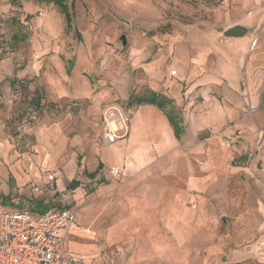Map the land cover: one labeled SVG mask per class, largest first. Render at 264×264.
<instances>
[{
  "label": "rangeland",
  "instance_id": "1",
  "mask_svg": "<svg viewBox=\"0 0 264 264\" xmlns=\"http://www.w3.org/2000/svg\"><path fill=\"white\" fill-rule=\"evenodd\" d=\"M19 2L0 0V207L66 194L65 251L93 264H264V0H66L70 29L54 4ZM240 21L248 36H224ZM147 89L185 132L129 172L99 152L103 115L132 119ZM48 171L57 194H29Z\"/></svg>",
  "mask_w": 264,
  "mask_h": 264
},
{
  "label": "built area",
  "instance_id": "2",
  "mask_svg": "<svg viewBox=\"0 0 264 264\" xmlns=\"http://www.w3.org/2000/svg\"><path fill=\"white\" fill-rule=\"evenodd\" d=\"M5 40L0 38V51ZM122 120V119H121ZM119 130L125 134L118 135ZM128 127L124 119L119 123L103 120V135L108 143L126 136ZM122 166H114L111 173L120 175ZM57 174L47 172L46 180L33 188L35 195L47 191L57 194ZM56 206L34 213L30 208L10 210L0 207V264H93L86 258L65 251V240L76 218V211L67 203L66 194H58ZM113 263L114 259L109 258Z\"/></svg>",
  "mask_w": 264,
  "mask_h": 264
},
{
  "label": "crops",
  "instance_id": "3",
  "mask_svg": "<svg viewBox=\"0 0 264 264\" xmlns=\"http://www.w3.org/2000/svg\"><path fill=\"white\" fill-rule=\"evenodd\" d=\"M238 24L247 26L249 28V32L245 36L237 39H242L248 36L250 34V26L244 21L236 22L227 29ZM12 85L14 86L15 82L12 83ZM143 106L144 107L132 119L129 118V116L126 114L124 109L122 108L116 109V107L106 108L103 115V120L105 114H108L112 116L113 119L111 120L117 123H119L120 121L122 122V120L124 119L126 126L128 127V133L126 134V136H123L120 139H118L115 143H108L105 140L104 135L102 133L104 143L99 147V152L101 151L108 152L107 157L109 158L111 165L117 162H122L126 165V168L129 172H137L142 167V164L144 165L147 157L149 156L152 155L155 156V154H160V153L163 154L165 152H176V149H174V147H176V141H180L182 135L185 132V127L183 124L184 122L183 116H180V118L182 119L183 132L181 136L178 137L176 135V131L168 115L162 112L164 110L160 109L154 104H143ZM124 134H125L124 130L118 131V135L122 136ZM41 139L44 140L43 136ZM49 139H54V138L53 136H49L48 140ZM37 140L40 139L37 138ZM46 140L47 139H45V141ZM60 140L62 142L60 152H66V147L63 144V142L66 141V138L63 137L60 138ZM54 152H56V150H54ZM102 166H103L102 164L101 166L98 165V167L94 170V172L97 171L98 173ZM31 178L32 176L30 175L29 180L23 185L27 186L28 183L31 182ZM38 180L39 182H41V178H38ZM36 185L37 183L31 186V189L29 190V194L31 193V191L34 194L33 188ZM25 190L26 188H23V191ZM29 194H27L26 191L25 195H29ZM0 197L3 198V195L0 194ZM11 202L13 205L16 206L15 208H13L14 210L21 208L22 209L30 208L29 205L31 203L30 202L29 205L27 206L26 204L24 205L21 202L18 203L16 202V204L13 203V201Z\"/></svg>",
  "mask_w": 264,
  "mask_h": 264
},
{
  "label": "trees",
  "instance_id": "4",
  "mask_svg": "<svg viewBox=\"0 0 264 264\" xmlns=\"http://www.w3.org/2000/svg\"><path fill=\"white\" fill-rule=\"evenodd\" d=\"M19 1L20 0H11V2L13 4H16V5L20 4ZM39 1H45L47 3H52L55 6H57L60 9V11L62 13H64V17H65V20L67 22V25H68L69 29L72 27L71 26L72 23L70 22V14H69V11H68V8H67L66 0H39ZM15 37L19 38V37H22V36L15 35ZM12 83H14V81ZM40 100H41V98L38 95L35 98V102H37L39 104ZM128 104H131V105L132 104L133 105L154 104V105H156L157 107H159L160 109L164 110L167 113L170 121L172 122V125L174 126V129L176 131V135L178 137L181 136V134L183 132L182 119L180 117L175 116L173 114V112L170 109H168V107L170 105H173V100L171 98H169L167 96H164V95H161V94L155 92L152 89H147L143 94H139L137 96L130 97ZM99 166H101V164ZM96 174H97V171L90 173V175L92 177H95ZM103 181H105V180H103ZM79 185H80V182L74 180V181H72L69 184V189L74 190ZM32 207H34L35 210L37 211V210H40L42 208L45 209V207H47V205L44 204L42 201L36 200L33 203Z\"/></svg>",
  "mask_w": 264,
  "mask_h": 264
},
{
  "label": "water",
  "instance_id": "5",
  "mask_svg": "<svg viewBox=\"0 0 264 264\" xmlns=\"http://www.w3.org/2000/svg\"><path fill=\"white\" fill-rule=\"evenodd\" d=\"M249 32V28L245 25L238 24L224 32V36L232 38H240L245 36ZM125 37L123 36V43L125 44Z\"/></svg>",
  "mask_w": 264,
  "mask_h": 264
}]
</instances>
